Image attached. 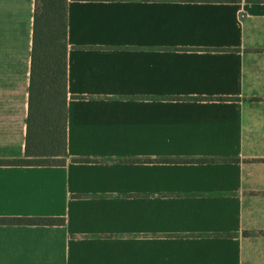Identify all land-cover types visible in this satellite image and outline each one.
Segmentation results:
<instances>
[{
    "label": "crops",
    "instance_id": "1",
    "mask_svg": "<svg viewBox=\"0 0 264 264\" xmlns=\"http://www.w3.org/2000/svg\"><path fill=\"white\" fill-rule=\"evenodd\" d=\"M34 13L0 0V160ZM66 43L65 165H0V219L64 223H0V264H264V0H67Z\"/></svg>",
    "mask_w": 264,
    "mask_h": 264
},
{
    "label": "trees",
    "instance_id": "2",
    "mask_svg": "<svg viewBox=\"0 0 264 264\" xmlns=\"http://www.w3.org/2000/svg\"><path fill=\"white\" fill-rule=\"evenodd\" d=\"M66 3L35 0L24 158L0 160V165L66 163ZM7 221L49 226L64 223L62 218L0 219V223Z\"/></svg>",
    "mask_w": 264,
    "mask_h": 264
}]
</instances>
